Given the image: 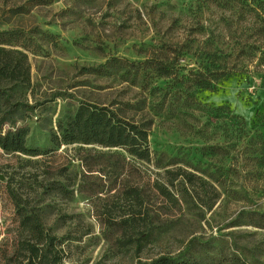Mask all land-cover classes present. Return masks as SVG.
<instances>
[{"label": "rangeland", "instance_id": "374dc122", "mask_svg": "<svg viewBox=\"0 0 264 264\" xmlns=\"http://www.w3.org/2000/svg\"><path fill=\"white\" fill-rule=\"evenodd\" d=\"M232 12L216 0H0V31H23L15 47L28 53L32 82L24 99L45 102L18 121L31 129L27 145L42 154L0 147V264H24L25 243L35 242L23 215L37 222L35 234L57 237L50 252L56 264L182 259L205 241L216 250L203 264H264V229L236 223L242 211L264 210V166L253 163L247 146L249 134L264 133V86L254 72L262 67L249 64L246 75L198 91L199 104L176 116L154 115L152 149L177 157L170 168L181 166L197 178L187 183L188 204L166 200L155 186L167 178L163 169L125 150L52 141L58 121L74 114L81 100L107 104L141 97L138 87L117 75L87 73L85 67L112 56H157L199 68L207 52L233 51L241 33L236 27L248 21ZM131 187L140 189V198L128 193ZM132 218L156 227L140 250L125 244ZM47 245L44 239L41 246Z\"/></svg>", "mask_w": 264, "mask_h": 264}, {"label": "trees", "instance_id": "16d2710c", "mask_svg": "<svg viewBox=\"0 0 264 264\" xmlns=\"http://www.w3.org/2000/svg\"><path fill=\"white\" fill-rule=\"evenodd\" d=\"M216 1L222 7L231 9L233 18L237 16L238 19L248 21L242 25L243 28L240 24L236 27L241 29V33L235 34L233 51L224 55L216 50L213 53L207 52L199 68H188L176 58L164 59L157 56L142 60L112 56L98 66L85 67L87 73L117 75L130 86L138 87L141 97L135 102L107 104L81 100L74 114L58 121V130L52 135V141L57 146L81 142L125 150L130 156L163 169L167 178L164 182L157 181L155 186L166 200L174 202L175 205L188 204L192 199V193L187 183L192 185L193 179L197 178L181 166H177L176 169L170 168L178 162L177 157L167 159L166 154L152 149L149 137L154 115L165 114L173 117L189 107L197 106L198 91H214L221 79L230 75H246L251 71L248 66L252 63L259 68L262 67L261 70L254 72L262 78L264 86V0ZM22 33L23 31L19 29L0 31V147L7 152L19 151L40 155L42 153L38 149L27 145L31 129L26 125H18L19 120L29 117L45 103L33 104L24 99L25 91L32 82L28 53L15 47L21 44ZM139 113L144 114L141 119L136 117ZM239 131L241 135L249 134L243 127H240ZM249 137L250 143L247 146L252 148V161L256 166L263 168L264 133L257 132L251 136L249 134ZM256 173L259 172L256 170ZM198 180L201 184H208L216 190L214 183L208 179L198 177ZM129 192L136 199L140 198L139 188L131 187ZM205 204L211 209L215 201L211 200ZM240 218H243V221ZM240 218L236 221L237 225H253L264 229V210L242 211ZM132 219L130 225L124 229L130 230L132 235L125 244L127 246L135 243L136 248L140 250L143 240L150 242L156 235V227L150 221L141 224L137 219ZM22 220L24 225L31 229L30 238L35 241L25 243L27 258L24 264L50 262L56 264L58 257L56 255L50 257V252L57 237L47 234L43 236L41 231L35 234L37 222L32 221L31 215H23ZM44 239L48 244L47 248L41 246ZM195 246V249L187 251L182 259L163 255L150 263L140 264H203L210 251L216 250L207 241L196 242Z\"/></svg>", "mask_w": 264, "mask_h": 264}]
</instances>
